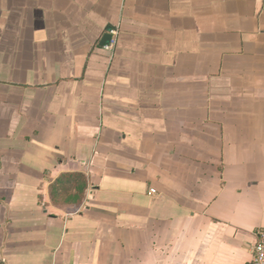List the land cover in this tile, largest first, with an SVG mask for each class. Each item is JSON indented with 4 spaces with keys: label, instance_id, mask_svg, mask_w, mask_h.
Listing matches in <instances>:
<instances>
[{
    "label": "crops",
    "instance_id": "0c3cea01",
    "mask_svg": "<svg viewBox=\"0 0 264 264\" xmlns=\"http://www.w3.org/2000/svg\"><path fill=\"white\" fill-rule=\"evenodd\" d=\"M263 230L264 0H0V264H252Z\"/></svg>",
    "mask_w": 264,
    "mask_h": 264
},
{
    "label": "built area",
    "instance_id": "2783aa9c",
    "mask_svg": "<svg viewBox=\"0 0 264 264\" xmlns=\"http://www.w3.org/2000/svg\"><path fill=\"white\" fill-rule=\"evenodd\" d=\"M252 250V264H264V230L263 232L258 233Z\"/></svg>",
    "mask_w": 264,
    "mask_h": 264
},
{
    "label": "water",
    "instance_id": "95a60500",
    "mask_svg": "<svg viewBox=\"0 0 264 264\" xmlns=\"http://www.w3.org/2000/svg\"><path fill=\"white\" fill-rule=\"evenodd\" d=\"M109 39H110V35L109 34L104 35L103 38H102L101 44L107 43L109 41Z\"/></svg>",
    "mask_w": 264,
    "mask_h": 264
}]
</instances>
